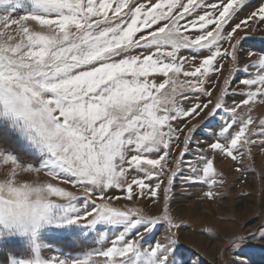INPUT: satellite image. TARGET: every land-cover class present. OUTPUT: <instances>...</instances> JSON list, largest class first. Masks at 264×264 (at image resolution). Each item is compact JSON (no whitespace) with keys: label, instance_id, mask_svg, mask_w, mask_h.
Wrapping results in <instances>:
<instances>
[{"label":"snow or ice","instance_id":"obj_1","mask_svg":"<svg viewBox=\"0 0 264 264\" xmlns=\"http://www.w3.org/2000/svg\"><path fill=\"white\" fill-rule=\"evenodd\" d=\"M246 6L0 0V264H187L170 212L176 178L207 184L213 200L225 183L218 157L264 151V118L253 115L264 106V50L248 51L242 69L238 55L250 22L264 24V2L233 24ZM221 110L219 131L193 150L191 121ZM142 198L162 204L159 214L136 206ZM159 225L165 234L153 239ZM248 239L256 233L230 241L237 255Z\"/></svg>","mask_w":264,"mask_h":264},{"label":"rangeland","instance_id":"obj_2","mask_svg":"<svg viewBox=\"0 0 264 264\" xmlns=\"http://www.w3.org/2000/svg\"><path fill=\"white\" fill-rule=\"evenodd\" d=\"M264 0H247V6L239 13L232 22L237 23L244 19L251 11L255 10ZM252 21V27L247 29L248 39L242 44L238 55L240 57V68L248 63V51L261 52L264 50V24ZM238 35H245V30H240ZM206 51V50H205ZM182 54L188 55L187 52ZM225 67L222 75L212 76V81L218 86L223 85L224 78L229 75V61L225 60ZM254 72L255 69H250ZM242 73L241 77L247 76ZM233 85L232 87H236ZM211 88V84L206 85ZM242 87V86H241ZM219 87L213 90L211 99L215 100ZM231 93V89H229ZM239 99V96L235 97ZM209 97L200 96L197 102H204ZM230 105L233 97L231 94L225 97ZM187 106V105H186ZM211 107V106H210ZM253 115L257 118H264V106H258ZM226 119V114L221 111L211 118L201 117L191 121L199 124L198 130L194 134L192 149H195V141L210 142L214 134L219 131L220 126ZM178 153V149L176 150ZM186 162L195 160L190 151L183 158ZM28 162H34L27 160ZM215 167L219 173L223 174L225 183L223 186L217 185L212 191L217 195L213 200L203 197L202 193L208 191V185L204 183L187 184L178 176L175 180L172 200L170 202V212L174 220L180 224L177 230L179 244L187 264H232L234 260L241 259L246 264H264V241L258 239L260 229L264 228V151L258 147L253 149L252 158L245 155L238 161L228 158L218 157ZM236 168H241L237 172ZM187 165L182 166V172L187 173ZM2 175V173H0ZM35 180L34 176L25 177ZM40 180L46 179L42 174ZM154 183V181H153ZM109 195L123 196L120 190L112 189ZM136 206L144 208L146 214L158 215L162 204H154L151 199H141L135 202ZM131 206V202L121 199L117 206ZM165 225H159L153 239L163 238ZM256 233L257 239H248L243 248V254L237 255L230 241L237 236H248ZM74 248H79V242L69 241ZM151 242V241H149ZM62 246V245H58ZM91 246V245H89ZM66 251L72 249L65 248Z\"/></svg>","mask_w":264,"mask_h":264},{"label":"trees","instance_id":"obj_3","mask_svg":"<svg viewBox=\"0 0 264 264\" xmlns=\"http://www.w3.org/2000/svg\"><path fill=\"white\" fill-rule=\"evenodd\" d=\"M23 158H24L26 161H27V160H32V161H33V157H32L31 155H25Z\"/></svg>","mask_w":264,"mask_h":264}]
</instances>
